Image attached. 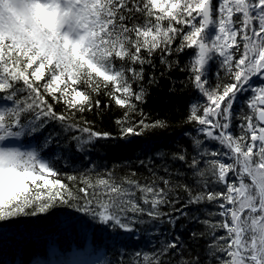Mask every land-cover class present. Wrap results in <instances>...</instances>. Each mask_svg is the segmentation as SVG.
Wrapping results in <instances>:
<instances>
[{
    "label": "snow or ice",
    "instance_id": "obj_1",
    "mask_svg": "<svg viewBox=\"0 0 264 264\" xmlns=\"http://www.w3.org/2000/svg\"><path fill=\"white\" fill-rule=\"evenodd\" d=\"M173 70L198 94L183 121L191 152L140 160L143 182L136 171L61 173L54 152L87 156L168 128L142 105ZM113 103L121 115L100 126ZM204 204L214 210L203 218L189 211ZM56 209L129 236L168 225L126 264H264V0H0V223ZM181 219L202 225L189 239L205 241L203 260L184 255Z\"/></svg>",
    "mask_w": 264,
    "mask_h": 264
},
{
    "label": "trees",
    "instance_id": "obj_2",
    "mask_svg": "<svg viewBox=\"0 0 264 264\" xmlns=\"http://www.w3.org/2000/svg\"><path fill=\"white\" fill-rule=\"evenodd\" d=\"M189 53L179 57L183 65L191 56ZM156 73L159 75L163 71V66L159 64V58L156 59ZM151 72L152 69H147ZM216 72L214 65H209L208 78L212 85H215ZM170 79L175 84V91L170 92ZM186 79V74L177 70L168 73L166 78H161L159 87H151L147 102L142 105L143 111L150 114L152 120L166 119L170 125L166 129H156L148 132L145 136L133 138L131 143L125 141L109 142L107 147L98 149L82 156L71 153H53V163L60 169L61 173L83 172L94 168L95 171L105 169H114L117 178L128 174L130 171H136L141 174L140 178L148 173L140 167L139 161L152 157L156 164L160 159L155 156V152L171 153L177 150L178 145H183L191 149L190 137L184 135V132L191 131L195 134L192 125L184 124V118L189 110V104L198 99V94L192 90L182 87L180 82ZM147 82V77L145 83ZM102 103H106L107 97H99ZM241 99H244L242 97ZM240 108L237 102V111ZM114 103L101 123L102 127H109L112 121L122 113ZM89 119L94 117L89 114ZM174 169L184 170L183 165L176 162L172 165ZM160 172V175H163ZM183 182L192 183L191 179L179 178ZM181 197L184 193L180 192ZM180 205L178 204L177 207ZM214 210L211 204L201 205L199 209H189L197 211L203 218L204 213ZM168 211L167 208L164 209ZM218 218V217H217ZM70 220L75 227L67 228L65 221ZM167 224L160 225L159 228L149 229L147 232L137 230L134 235L116 234L110 230L106 231L100 225L89 224L80 214L68 209H56L51 214L40 215L38 217H22L14 221L0 223V264H28L34 256L44 257L49 246H56L60 252H66L71 247H77L84 250L102 249L105 260L111 264L125 262L135 251H150L156 249L158 245L157 237L160 240L166 238ZM193 229L203 230L202 225L185 223L183 219L174 225L175 234L183 237V243L187 245L184 251L186 257L200 254L204 259L205 241L199 240L193 242L189 239V232ZM220 234V233H218ZM207 264H211L208 261Z\"/></svg>",
    "mask_w": 264,
    "mask_h": 264
},
{
    "label": "rangeland",
    "instance_id": "obj_3",
    "mask_svg": "<svg viewBox=\"0 0 264 264\" xmlns=\"http://www.w3.org/2000/svg\"><path fill=\"white\" fill-rule=\"evenodd\" d=\"M214 63L216 64V62H215V61H213V62H212V64H214ZM210 64H211V63H210ZM216 68H217V66H216Z\"/></svg>",
    "mask_w": 264,
    "mask_h": 264
}]
</instances>
